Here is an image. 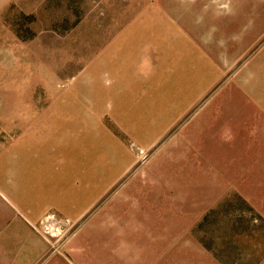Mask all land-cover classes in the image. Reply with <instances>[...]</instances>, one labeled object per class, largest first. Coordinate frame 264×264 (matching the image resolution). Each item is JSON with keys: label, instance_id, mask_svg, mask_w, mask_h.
I'll return each instance as SVG.
<instances>
[{"label": "rangeland", "instance_id": "1", "mask_svg": "<svg viewBox=\"0 0 264 264\" xmlns=\"http://www.w3.org/2000/svg\"><path fill=\"white\" fill-rule=\"evenodd\" d=\"M93 61L126 70L135 110L96 118L88 99H72L90 91ZM145 112L156 139L131 141L119 122ZM12 128L61 137L64 178L120 169L113 183H148L144 195L184 208L174 220H190L185 230L224 264H264V0H6L0 134ZM221 161L233 163L232 188Z\"/></svg>", "mask_w": 264, "mask_h": 264}, {"label": "crops", "instance_id": "2", "mask_svg": "<svg viewBox=\"0 0 264 264\" xmlns=\"http://www.w3.org/2000/svg\"><path fill=\"white\" fill-rule=\"evenodd\" d=\"M5 2L0 0V8ZM115 67L112 71L111 65L93 61L90 91H71L72 99L90 101L96 118L105 109L133 111L138 106L124 99L121 87L130 83L126 70L119 72L121 77ZM50 91L55 94L56 87ZM147 104L151 110L158 107L155 102ZM171 107L178 111L187 106ZM128 114L119 124L132 127L126 130L133 136L131 141L141 142L145 136L156 139V114ZM10 131L0 134V264H224L221 255L185 230L190 220H181L184 208H176L172 200H160L156 194L144 195L148 183H113L122 171L107 166H90V175L102 174L104 181L68 180L58 154L62 152L61 137ZM94 155L92 146L90 157ZM221 167V181L226 183L233 163L221 161ZM233 180L230 177L227 182L230 188L236 185ZM227 183L224 189L229 187ZM48 213L70 221L67 238L47 239L32 228L31 223ZM176 215L179 221L174 220Z\"/></svg>", "mask_w": 264, "mask_h": 264}, {"label": "built area", "instance_id": "3", "mask_svg": "<svg viewBox=\"0 0 264 264\" xmlns=\"http://www.w3.org/2000/svg\"><path fill=\"white\" fill-rule=\"evenodd\" d=\"M31 226L47 239L61 241L68 237L71 223L67 218L59 217L54 213H48L37 223H31Z\"/></svg>", "mask_w": 264, "mask_h": 264}]
</instances>
